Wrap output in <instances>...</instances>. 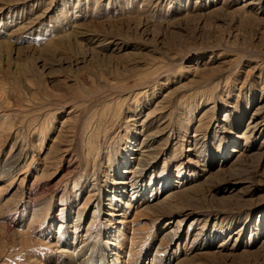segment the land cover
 Segmentation results:
<instances>
[{
  "label": "rangeland",
  "instance_id": "1",
  "mask_svg": "<svg viewBox=\"0 0 264 264\" xmlns=\"http://www.w3.org/2000/svg\"><path fill=\"white\" fill-rule=\"evenodd\" d=\"M66 232L264 264V0H0V264H64Z\"/></svg>",
  "mask_w": 264,
  "mask_h": 264
},
{
  "label": "bare ground",
  "instance_id": "2",
  "mask_svg": "<svg viewBox=\"0 0 264 264\" xmlns=\"http://www.w3.org/2000/svg\"><path fill=\"white\" fill-rule=\"evenodd\" d=\"M149 115H150V113L147 116H149ZM145 143H149V142L145 141ZM151 146L148 148H140L141 150L140 149L135 150L136 152H140L139 156L142 157V159H140V160L147 159V158H150L153 156L152 151H154V150L151 149ZM154 159H156V158L154 157ZM128 165H130V162L126 163L125 166H128ZM139 167L143 168L140 170V173L145 170V167L143 165L140 164ZM136 170H138V169L133 168V169H129V170H124L123 174H126V175L130 174V175H134L133 177H135L136 175H138V172ZM94 177H95V175H94ZM112 184H114V181L112 182ZM121 184L124 186V187H122V189L127 191V186L130 185L129 179L126 178L125 180L122 181ZM184 192L185 191H181V190L177 189L174 191V193H170V196H169L170 201H173L175 199L186 200V197L184 196ZM177 204H179V203H177ZM113 205H114L113 201H110V206H109V209L107 211L110 213V215H108V216H111V218H110L111 221H113L115 219V217H120V218L123 217L124 218L123 215H119L121 213L117 212L115 214H112L113 211H118V208L113 207ZM119 222H121V221H119ZM75 238H76V236H75ZM65 240H66V244L68 245V248H70L71 250L68 251L65 248L63 249L64 254H66L67 257L70 259V260H67V262L64 261V264H103L102 259L99 257V254L97 252V247H95V244L90 243L89 239L83 240L82 244L74 251H73V248L71 246V242L69 240V234L67 235V232H66ZM112 255L117 256V253L112 252ZM93 261H95V262L93 263ZM118 264H119V261H118Z\"/></svg>",
  "mask_w": 264,
  "mask_h": 264
}]
</instances>
